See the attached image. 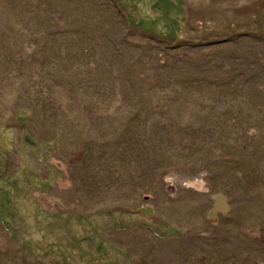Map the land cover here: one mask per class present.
<instances>
[{"label":"rangeland","instance_id":"1","mask_svg":"<svg viewBox=\"0 0 264 264\" xmlns=\"http://www.w3.org/2000/svg\"><path fill=\"white\" fill-rule=\"evenodd\" d=\"M164 1L0 0V264H264V0Z\"/></svg>","mask_w":264,"mask_h":264},{"label":"crops","instance_id":"2","mask_svg":"<svg viewBox=\"0 0 264 264\" xmlns=\"http://www.w3.org/2000/svg\"><path fill=\"white\" fill-rule=\"evenodd\" d=\"M118 2L123 7L130 8L132 18L148 30H153L152 26L157 25L166 18L160 17L166 15L162 10V5L166 2L164 0H118ZM134 222H136V225L144 224L147 227L155 228L153 222H150L148 219L145 221L143 217L140 216L135 217ZM134 222H132V224Z\"/></svg>","mask_w":264,"mask_h":264},{"label":"bare ground","instance_id":"3","mask_svg":"<svg viewBox=\"0 0 264 264\" xmlns=\"http://www.w3.org/2000/svg\"><path fill=\"white\" fill-rule=\"evenodd\" d=\"M222 207V202L220 201L219 205L216 206V208L212 211V215H215L219 210V208Z\"/></svg>","mask_w":264,"mask_h":264}]
</instances>
